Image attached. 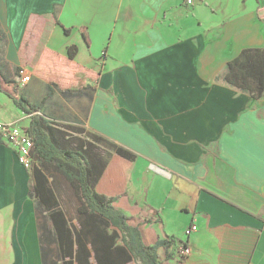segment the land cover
Returning <instances> with one entry per match:
<instances>
[{
    "label": "crops",
    "instance_id": "1",
    "mask_svg": "<svg viewBox=\"0 0 264 264\" xmlns=\"http://www.w3.org/2000/svg\"><path fill=\"white\" fill-rule=\"evenodd\" d=\"M263 46L264 0H0V122L27 125L8 95L18 83L38 115L129 150L132 161L109 157L97 190L147 244L186 242L164 264H264V93L222 77ZM139 164L167 182L155 207ZM29 179L1 143L0 264H43L49 222Z\"/></svg>",
    "mask_w": 264,
    "mask_h": 264
},
{
    "label": "trees",
    "instance_id": "2",
    "mask_svg": "<svg viewBox=\"0 0 264 264\" xmlns=\"http://www.w3.org/2000/svg\"><path fill=\"white\" fill-rule=\"evenodd\" d=\"M72 49L75 50V46ZM73 56L68 48L67 60L71 62ZM19 70H16L18 78ZM222 77L226 83L250 93L255 99L261 97L264 46L240 51L227 62ZM49 82L58 89L68 90V86L56 80ZM18 86V83L14 85L8 95L13 104L29 116L23 127L33 143L28 193L38 213L43 212L49 222V227L42 228L43 264L47 259L48 264H164L169 259L186 257L180 254V247H187L186 242L173 235L147 244L140 228L130 224L127 215L114 205L116 197L97 190L112 154L129 161L134 155L97 134L83 135V130L38 115L41 104L31 103L21 95ZM58 179L78 196L72 220L59 202L65 189L59 186Z\"/></svg>",
    "mask_w": 264,
    "mask_h": 264
},
{
    "label": "built area",
    "instance_id": "3",
    "mask_svg": "<svg viewBox=\"0 0 264 264\" xmlns=\"http://www.w3.org/2000/svg\"><path fill=\"white\" fill-rule=\"evenodd\" d=\"M187 4L191 3V0H186ZM19 79L22 85H25L29 81V76L24 73V70H19ZM4 143L15 150L17 159L20 165L25 169H29L31 162L30 151L33 147V143L29 136L26 134L24 128L18 126L15 123H3L0 122V144ZM197 226L191 225L186 228L184 235H188L190 232L196 231ZM190 250L187 247H180V254L188 255Z\"/></svg>",
    "mask_w": 264,
    "mask_h": 264
},
{
    "label": "rangeland",
    "instance_id": "4",
    "mask_svg": "<svg viewBox=\"0 0 264 264\" xmlns=\"http://www.w3.org/2000/svg\"><path fill=\"white\" fill-rule=\"evenodd\" d=\"M18 126L21 127V124H17ZM137 171L135 176L138 177H142L144 178V180L148 183H150V188L145 190L144 192L147 194V201L148 204L150 203L151 206H157L158 203H162L163 199H164V186L165 184H167V182L163 179H161L160 176L155 175L154 173H152V171H148L145 170L144 167L141 166V164L138 165L137 167ZM59 183V186H63V182L61 179H58L57 181ZM163 185V186H162ZM65 191L63 192V194L61 196H59V202L61 203L62 207L65 209L68 218H70L71 220L74 218L75 216V208L76 205L78 204V196L75 193V191H69V189L67 190L66 186H63ZM143 189L144 188V183H143ZM168 212L174 213V214H178L175 213L174 210H168ZM177 216L178 215H174L175 220H177ZM179 220V219H178ZM168 226H171V223L168 221ZM176 228H178L179 225H177V221L174 223V225Z\"/></svg>",
    "mask_w": 264,
    "mask_h": 264
}]
</instances>
